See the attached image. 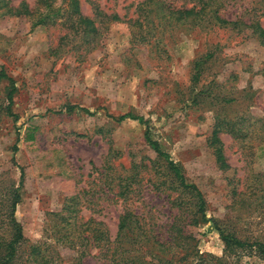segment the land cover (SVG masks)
Masks as SVG:
<instances>
[{"label": "rangeland", "instance_id": "374dc122", "mask_svg": "<svg viewBox=\"0 0 264 264\" xmlns=\"http://www.w3.org/2000/svg\"><path fill=\"white\" fill-rule=\"evenodd\" d=\"M70 1L0 0V238L23 236L11 264H117L126 212L174 264H264L220 231L264 243V45L247 28H264V0H78L96 33ZM205 2L235 24L191 26L180 12ZM151 141L202 193L197 223Z\"/></svg>", "mask_w": 264, "mask_h": 264}, {"label": "trees", "instance_id": "16d2710c", "mask_svg": "<svg viewBox=\"0 0 264 264\" xmlns=\"http://www.w3.org/2000/svg\"><path fill=\"white\" fill-rule=\"evenodd\" d=\"M149 4L152 5V1H149ZM196 5L192 6L188 10L180 12L182 16L185 17V19L188 21V23L191 24V26L194 27L203 26L206 22L210 23L211 18L216 25H219V27H224L226 25L231 26L235 24V22H230L228 20L220 18L218 16L219 14L218 9L211 10L210 11L211 14H208L207 6L208 5L210 6L209 2H205L204 4H202L200 8H198ZM70 6H71L72 14L76 16L79 15V1L71 0ZM76 21L78 27L82 28V30H84L85 32H89V33L97 32L98 28L94 25L93 20L79 15ZM247 28L253 29V33L251 35L257 36L260 43L264 45V28L260 25L259 20L254 21ZM0 78H7V76L4 74V72L1 71ZM14 93H15V87L13 86V88L9 91L7 95L9 101V108L13 103ZM77 108L78 107L76 106H68L65 109L67 111L72 112ZM82 111L86 113H90L86 109H83ZM127 118L132 120L140 119L130 114H127L121 116L118 121L121 122ZM210 143H211L210 146L213 147L214 149V155L216 157V161L219 164L220 168L226 169L228 166L225 157L223 155L222 143L218 138L217 130L213 132V136L212 139L210 140ZM151 145L153 146V148L156 150V152L161 158L162 157L166 158L167 168L171 171L175 181H177L176 183L180 195L187 197V202L181 203L179 205L183 206V204H188L189 207H192L193 209L192 214L194 216L192 223H197V219H196L197 215L201 214L203 218L205 217V201L203 199L202 193L197 189L195 185L187 182L180 168L172 160H170L168 154L162 151L160 145L157 142L151 141ZM15 198L19 199V194L15 193ZM191 203H194L193 205L194 207L191 206ZM15 206L16 203H14L12 211L7 212L10 213L12 218L14 217L15 214V208H16ZM181 213L182 215H184L185 211H181ZM12 222L14 221L12 220ZM172 228H179V226H176V224H174ZM220 231H221V237L227 246V251H230L231 248H233L234 246H236V248H245V249L256 248L260 253L264 255L263 242H255V243L242 242L232 234H226L223 230ZM16 233H18V236H16V238L13 237V239L8 244L5 242L3 238H0V264H11V262L13 261L12 258H13V252L15 250V244L18 243L23 237L21 234V228H18V230H16ZM128 235L133 236L132 237L133 241L130 242L132 243L133 246L138 245L140 247V245L142 246L145 245V247H147L146 251L150 254L151 258H156L159 262H161V264H174V261L178 262V260H174V258H167V255L164 254V251H167L168 248L170 247V244L168 242L161 243L160 241H158L157 238L153 237L152 235H149V232L145 230L144 225L140 224V219L137 216H134L133 214L127 212L121 217L118 225V234L116 238L118 242V246L115 252L113 253L112 262L117 264H152L150 261L144 260L143 257L136 254H132V252L129 251L127 245L131 238L128 237ZM4 247H5V253H2L1 249H3ZM101 247L105 248V245ZM9 249H11V252H9ZM192 264H229V263L224 258H216L213 255L207 254V255H201L198 262Z\"/></svg>", "mask_w": 264, "mask_h": 264}]
</instances>
